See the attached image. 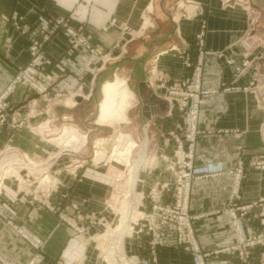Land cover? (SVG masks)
Masks as SVG:
<instances>
[{"label":"crops","instance_id":"0c3cea01","mask_svg":"<svg viewBox=\"0 0 264 264\" xmlns=\"http://www.w3.org/2000/svg\"><path fill=\"white\" fill-rule=\"evenodd\" d=\"M75 7L87 18L82 35L90 48L72 47L69 34L59 31L45 44L47 61L41 68V80L73 91L85 80L92 84L96 77L105 79L114 71L127 70L130 77H136V106L144 125L161 123L171 129L181 123L178 111L167 113L169 105L157 83L160 76H191L193 68L185 64L181 51H186L194 64L202 58V84L214 92L201 105L202 132L195 162L198 166L221 162L224 172L193 184L189 208L197 216V242L206 254V264H262L264 245L252 249L249 262L227 249L238 242L229 209L234 182L230 170L239 161L244 173L241 197L234 202L237 206L253 205L242 221L244 234L264 232V168L251 164L253 159H264V0H0V95L29 61L30 40L45 26L44 12L65 14ZM145 16L151 20L148 26L143 25ZM101 56L113 59L96 73V60ZM245 60L251 65L236 75L235 67ZM151 67L156 71H150ZM35 97L29 85L19 83L7 100L13 108L21 109ZM70 97L73 99V94ZM71 107H57L58 117H71ZM152 109L155 113L148 119L145 114ZM26 111L25 107L23 113ZM47 122L51 120L43 123ZM15 135L7 126H0V147ZM65 167H55L59 188L52 198L62 207L73 206V221L86 231L76 234L58 212L34 201L32 194L43 190L36 182L25 185L8 177L0 186V264H123L110 249L108 233L102 232L112 220L106 207L112 165H98L92 158L74 172L73 163ZM169 179L163 164L143 176L141 188L148 191ZM20 228L28 239L19 233ZM152 239L157 243L159 264H198L193 252L179 241L176 226L160 218L153 232L127 239L126 250L148 263ZM121 247L124 251V243Z\"/></svg>","mask_w":264,"mask_h":264},{"label":"rangeland","instance_id":"374dc122","mask_svg":"<svg viewBox=\"0 0 264 264\" xmlns=\"http://www.w3.org/2000/svg\"><path fill=\"white\" fill-rule=\"evenodd\" d=\"M81 4L82 3H80V5ZM77 9L78 8L75 7L65 14H54L49 10L45 11V26H53L51 20L54 21L55 19L62 17L68 20L71 25L75 26V28L79 29L80 31H78V33L82 35V31L86 29L88 22L87 18L84 17L82 9L80 8V11ZM75 12L76 14H74ZM145 20L147 21L144 22V26L151 24L149 17ZM45 26L33 36H39L41 30L45 28ZM59 31L65 30L62 29ZM59 31L52 33L50 39ZM32 38L33 37H31L29 47L30 59L21 69L27 67L31 60ZM49 40L44 43V52H46L45 44ZM79 45L83 46V44L71 42L72 47H79ZM112 59L113 57L106 59L103 56L98 58L96 60V73H99L100 70L104 68L105 63L112 61ZM40 68H42V66H40ZM192 74L188 78L185 77L179 79L189 80L192 77ZM107 76L108 77H105V79H97L96 77L95 82L92 84H88L84 79V83H79L73 91L65 89L60 90L55 84L50 83L48 89L45 92H41L38 89L31 87L29 84L19 82L20 84L29 85L32 90H34L36 97L27 101L26 104L28 106L23 105L21 109L10 106L6 110V121L3 124L0 123V126H7L11 133H17L12 140L6 142L0 147V174L2 173L0 175V184L2 185L3 181L8 177H15L21 184L25 185H30L29 183L33 181L36 182L35 185H37V187H42L43 190L37 194H32L34 201L49 211L58 212L61 220L72 227L76 234L80 235L86 231V228L73 221V217L70 213L73 206L62 207L59 205V202L54 201L52 198L59 188V184L57 183L59 181L55 178V173L57 171L55 170V167L60 165L61 167L63 166V168H68L65 166L73 163L75 167H73L72 171L74 172L76 167L84 166L87 161L92 158H95V163L98 165H112V169L114 170L113 180L110 194L106 201V207L112 215V220L110 221L111 224L107 226V229L105 228L102 232L106 230L105 234L108 233L106 239L111 241L110 249L114 255L118 256V259L123 264H137L139 259L126 250L127 239L141 234L137 231L139 225L147 223V220L141 218L142 212L152 210L153 205L152 201L150 202L151 198L149 195L154 186L149 188L148 191H144L141 188L142 178L145 174L151 173L161 165L165 164L166 166V156L171 154L175 147L173 141H170L168 144L167 138L170 137V131L172 130L179 132L182 131L181 129L184 127V120L181 116V112L174 109L173 112L178 111L181 119V123L175 128L166 129L165 125L161 123L144 125L142 114L139 111L140 109L136 106L138 103L137 101L139 100V95L136 91V77H130L127 70L122 72L117 70V72L114 71ZM38 77L42 83L46 84L41 80L40 76ZM122 77L126 79L127 84L130 90L133 91L132 93L134 95L133 102L128 110L129 122H116L113 124L100 125L96 121H98L99 117V104L103 99L102 86L106 81L112 82L115 81V78ZM164 93L165 90L163 89V96ZM71 94H73L74 101L67 99ZM207 96L203 98V101ZM64 105L72 106L71 109L73 110V115L71 117L69 115L58 117L59 114L57 107H64ZM25 107L27 111L23 113ZM49 119L51 122L43 123ZM38 126L44 128H41L42 130L35 129ZM65 127H67V130L64 136H62V139L67 140L74 135L79 139H83L84 142L76 148L64 147L60 142V139L56 140L54 138L61 135ZM24 135H28L29 137H32V139L29 140ZM198 137L196 139L195 157ZM132 142L136 143L135 147L132 146ZM259 159L264 160L262 158ZM33 162L36 164L34 165ZM137 164H139V166ZM28 165L33 166L31 167ZM133 166H138L139 168L137 170L138 177L134 193L131 191ZM166 171L169 172L167 169ZM75 175H78L77 172ZM169 175L170 179H172L170 172ZM200 179L202 178H197L194 182ZM23 188L24 187H22V189ZM48 188L51 193L49 194V197L45 199L44 196ZM22 191H24L25 194H28L25 189ZM169 195L171 200L172 194L170 193ZM167 197L168 193H166L165 198L163 197L164 203L166 202ZM196 219L197 218L193 220L194 232V223ZM126 231L128 233H126ZM176 231L177 237L180 239L179 231L177 229ZM19 233L25 239L29 238L28 234L24 232L22 228L19 229ZM100 237L103 238V236ZM179 241L183 243L185 249L189 251L187 248L188 246H191V243L189 241ZM123 243L125 247L124 251L120 250ZM32 245L39 247V244L33 241ZM263 253L264 251L260 254V259L262 261L264 259Z\"/></svg>","mask_w":264,"mask_h":264},{"label":"built area","instance_id":"2783aa9c","mask_svg":"<svg viewBox=\"0 0 264 264\" xmlns=\"http://www.w3.org/2000/svg\"><path fill=\"white\" fill-rule=\"evenodd\" d=\"M76 14V12L74 13ZM53 26H45L40 32L39 36H33L32 38V57L27 67L20 70L16 78L11 82L8 89L0 96V123L6 121V110L11 106L7 100L9 92L19 82L29 84L31 87L38 89L41 92H45L48 89L50 83H42L38 76L41 73V64L46 63L47 56L43 50L44 43L50 39V35L59 30H65L71 38V42L77 44H83L86 48H90L87 38L79 34V29L71 25L68 20L60 17L51 20ZM201 45H203L202 34L199 36ZM184 56V62L188 67L193 68L192 77L189 80L179 79L172 80L170 78H163L160 76L158 80V86L165 90L164 98L167 100L169 109L168 114L171 115L174 109L181 112V116L184 120V127L182 131H170V137L167 138L168 144L170 141L175 143V147L172 153L166 157V169L171 173L172 179L157 183L152 187L150 191V202L152 201V210L142 212L141 218L147 220V223L141 224L138 227L139 233L153 232L156 225L157 217L163 221L173 223L176 229L179 231V240L189 241L191 246H188V250L192 251L195 255V259L198 264H206V254L201 250L195 232L193 229V220L197 218L189 211L190 205V193L192 184L197 178H204L209 176L218 175L224 172V167L221 162L207 163L204 166H196L195 164V149L196 139L201 134L199 128V116L200 106L203 102V98L211 94V89H208L202 85V58L197 63H193L191 57L186 51H181ZM203 52H201L202 54ZM232 63V60L229 61ZM251 62L249 60L243 61L241 65L235 67L236 75L243 73ZM150 71L155 72V68L151 67ZM62 90V89H60ZM255 167L264 168V160L253 159L251 162ZM234 174L233 191H232V203L229 209L232 223L238 238V242L231 245L227 250L235 251L244 262H249L254 248L259 245H264V232L252 231L248 235L244 234L242 221L246 218L249 207L253 205L237 206L234 202L235 199H240V184L244 173L243 162L239 161L238 165L230 170ZM48 188L45 194V199L49 197L51 193ZM166 193H171L172 199L170 201L163 202ZM264 199H262L263 201ZM236 207V210H233ZM262 222L264 224V207L262 211ZM156 240L150 241V249L152 258L148 263L138 261L137 264H159L158 256L156 253ZM264 257V253H263ZM264 264V259L262 261Z\"/></svg>","mask_w":264,"mask_h":264},{"label":"bare ground","instance_id":"6f19581e","mask_svg":"<svg viewBox=\"0 0 264 264\" xmlns=\"http://www.w3.org/2000/svg\"><path fill=\"white\" fill-rule=\"evenodd\" d=\"M146 18H148V17H145V19ZM145 19H144V22L148 20V19L147 20H145ZM132 92L133 91L130 90V88L127 84V81H126V79H124V77L117 78L115 81L106 83L103 87V99H102L101 104L99 106L100 107L99 108L100 114H99V118H98L97 123L100 125H103V124H113L116 122H129L128 110L131 107V104H132L133 99H134V95ZM67 99H72V98L68 97ZM35 129L40 130L41 127H37ZM58 138L60 139V142L63 144L64 147L76 148L84 142L83 139H79L78 137H76L74 135L69 137L67 140L62 139V135H60ZM132 146L135 147L136 143L132 142ZM129 154H130V152H129ZM8 161H9V158H8ZM33 164L35 165L36 163L33 162ZM137 165L139 166V164H137ZM1 166H2V164H1ZM28 166L32 167L33 165H28ZM138 166L132 167L133 168L132 177H131V191H132V193H134L135 184L137 182V177H138L137 170L139 169ZM46 176H45V178H46ZM47 182H49V181H47ZM135 199H136V197H135ZM123 215H125V214H123ZM121 228H122V226H121ZM126 233H128V232L126 231Z\"/></svg>","mask_w":264,"mask_h":264},{"label":"water","instance_id":"95a60500","mask_svg":"<svg viewBox=\"0 0 264 264\" xmlns=\"http://www.w3.org/2000/svg\"><path fill=\"white\" fill-rule=\"evenodd\" d=\"M155 113L154 109L152 111L146 113L145 115L147 116L148 119H151L152 115Z\"/></svg>","mask_w":264,"mask_h":264}]
</instances>
